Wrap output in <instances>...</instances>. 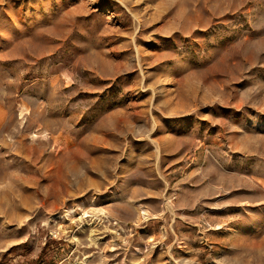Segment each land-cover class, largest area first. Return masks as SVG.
<instances>
[{"label":"rangeland","instance_id":"374dc122","mask_svg":"<svg viewBox=\"0 0 264 264\" xmlns=\"http://www.w3.org/2000/svg\"><path fill=\"white\" fill-rule=\"evenodd\" d=\"M0 264H264V0H0Z\"/></svg>","mask_w":264,"mask_h":264}]
</instances>
